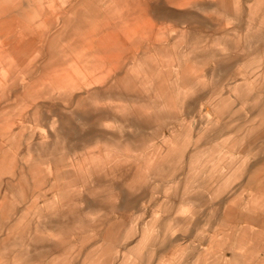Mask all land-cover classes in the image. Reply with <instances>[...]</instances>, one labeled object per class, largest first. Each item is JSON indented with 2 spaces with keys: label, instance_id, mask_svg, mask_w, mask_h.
Masks as SVG:
<instances>
[{
  "label": "rangeland",
  "instance_id": "1",
  "mask_svg": "<svg viewBox=\"0 0 264 264\" xmlns=\"http://www.w3.org/2000/svg\"><path fill=\"white\" fill-rule=\"evenodd\" d=\"M0 264H264V0H0Z\"/></svg>",
  "mask_w": 264,
  "mask_h": 264
}]
</instances>
